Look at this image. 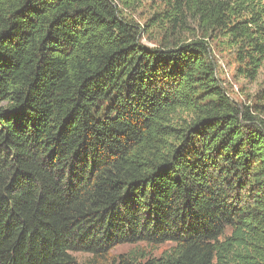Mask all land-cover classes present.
Segmentation results:
<instances>
[{"label":"trees","instance_id":"1","mask_svg":"<svg viewBox=\"0 0 264 264\" xmlns=\"http://www.w3.org/2000/svg\"><path fill=\"white\" fill-rule=\"evenodd\" d=\"M120 1L203 39L148 48L113 0H0V264H264V120L206 42L255 80L264 3ZM139 243L172 247L108 260Z\"/></svg>","mask_w":264,"mask_h":264},{"label":"rangeland","instance_id":"2","mask_svg":"<svg viewBox=\"0 0 264 264\" xmlns=\"http://www.w3.org/2000/svg\"><path fill=\"white\" fill-rule=\"evenodd\" d=\"M118 9L123 13V17L130 19L143 31L141 32V42L148 48H156L160 46L162 39L165 37L163 30L169 28V23L164 13V7L160 4L144 2L142 4H125L120 0H113ZM233 4L234 0H227ZM264 3V0H261ZM163 13L158 18L155 14ZM172 39L182 40L183 42H191L192 40L203 39V31L198 27V22L188 20L184 28L174 31ZM212 58L217 67V74L222 87L227 95L237 105L250 107L251 112L264 120V63L255 80H250L242 72L245 64L237 61L236 47H229V43L223 39L220 33H215L206 39ZM263 106L262 111L257 108ZM172 246L163 244L160 246H150L145 243L133 245H121L116 247L108 257L109 261L120 255H126L134 252L137 255H145L148 259L159 258L165 252L170 250ZM74 258L79 264H90L92 256L89 254H74Z\"/></svg>","mask_w":264,"mask_h":264}]
</instances>
